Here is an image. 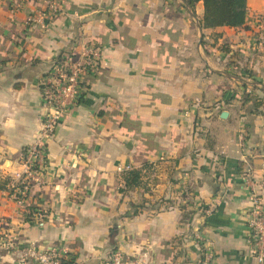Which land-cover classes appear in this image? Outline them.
Here are the masks:
<instances>
[{
	"label": "crops",
	"instance_id": "obj_1",
	"mask_svg": "<svg viewBox=\"0 0 264 264\" xmlns=\"http://www.w3.org/2000/svg\"><path fill=\"white\" fill-rule=\"evenodd\" d=\"M56 1L46 29L27 23L41 0L0 2L2 177L22 171L39 136L53 59L94 41L103 61L24 205L0 194V240L16 245L0 264L50 249L71 264L114 252L137 264H258L247 220L253 198L264 212V0H247L243 26L215 29L202 27L201 0ZM129 170L141 187L121 192Z\"/></svg>",
	"mask_w": 264,
	"mask_h": 264
},
{
	"label": "built area",
	"instance_id": "obj_2",
	"mask_svg": "<svg viewBox=\"0 0 264 264\" xmlns=\"http://www.w3.org/2000/svg\"><path fill=\"white\" fill-rule=\"evenodd\" d=\"M2 0H0L1 2ZM44 10L35 16H29L27 23H36L42 29H46L53 18L57 15L59 7L56 0H41ZM257 19H259L257 17ZM260 22V21H259ZM261 28L262 24H260ZM103 61V49L94 41L81 43L68 52L59 54L50 64L39 81L40 94L46 108L41 120V130L37 140L27 147L21 156L22 171L13 175H0V181H6L5 189L0 194L5 195L16 205L22 207L33 184L41 182L40 175L47 164V143L57 129L63 114L72 111L79 103L86 90V79L98 70ZM121 172L120 167L117 168ZM247 179V183H248ZM204 216L210 214L209 208L202 211ZM247 227L250 232L251 254L258 264L264 263V212L261 203L253 198L252 207L248 213ZM195 241L201 250L204 260L213 257L212 252L204 245L199 233L195 234ZM0 246L5 250L12 251L16 245L12 240H0ZM24 256H30L40 263L61 264L65 256L57 249H50L37 253L28 251ZM131 260V259H130ZM124 260L117 252L112 253L104 264H137L133 260ZM24 258L21 264H25Z\"/></svg>",
	"mask_w": 264,
	"mask_h": 264
},
{
	"label": "trees",
	"instance_id": "obj_3",
	"mask_svg": "<svg viewBox=\"0 0 264 264\" xmlns=\"http://www.w3.org/2000/svg\"><path fill=\"white\" fill-rule=\"evenodd\" d=\"M199 0H187L192 6ZM203 4L202 27L215 29L218 27L238 28L244 25L247 15V0H201ZM124 189L121 192L141 187L140 172L126 171L123 175ZM6 181H0V190L5 189ZM188 192L191 191L188 189ZM130 215H136L133 209ZM61 264H71L70 261H61Z\"/></svg>",
	"mask_w": 264,
	"mask_h": 264
},
{
	"label": "rangeland",
	"instance_id": "obj_4",
	"mask_svg": "<svg viewBox=\"0 0 264 264\" xmlns=\"http://www.w3.org/2000/svg\"><path fill=\"white\" fill-rule=\"evenodd\" d=\"M257 17L259 18V19H257ZM255 20L257 21V23L259 24H262V27H264V15H262V14H259V15H257L256 17H255ZM260 21V22H259ZM2 247H0V249H1ZM4 252H6L7 254L10 252V251H8V250H5V247L2 249ZM15 250V249H14ZM14 250H12V251H14ZM11 251V252H12ZM28 252H25V254H27ZM24 258V260L26 261V262H28L27 261V258H31L30 256H24V253L22 254V253H20V255L19 256H17V258H16V262L17 261H19L17 264H21L20 262L22 261V259ZM26 262H25V264H26ZM30 264V263H29Z\"/></svg>",
	"mask_w": 264,
	"mask_h": 264
},
{
	"label": "water",
	"instance_id": "obj_5",
	"mask_svg": "<svg viewBox=\"0 0 264 264\" xmlns=\"http://www.w3.org/2000/svg\"><path fill=\"white\" fill-rule=\"evenodd\" d=\"M226 115V113H222L221 116L224 117Z\"/></svg>",
	"mask_w": 264,
	"mask_h": 264
}]
</instances>
